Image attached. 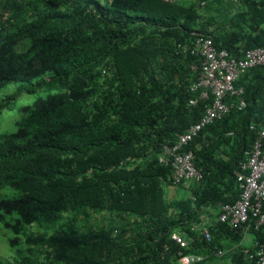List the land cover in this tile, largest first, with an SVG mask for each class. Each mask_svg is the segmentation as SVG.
Here are the masks:
<instances>
[{
  "label": "trees",
  "instance_id": "16d2710c",
  "mask_svg": "<svg viewBox=\"0 0 264 264\" xmlns=\"http://www.w3.org/2000/svg\"><path fill=\"white\" fill-rule=\"evenodd\" d=\"M199 35L235 58L263 47L264 0H0V90L47 92L0 134V234L15 264H176L179 253L254 264L264 225L249 229L247 248L243 227L205 210L240 196L239 163L263 126L264 66L235 82L246 107L189 143L202 181L178 200L162 187L182 184L161 148L211 102L188 106Z\"/></svg>",
  "mask_w": 264,
  "mask_h": 264
},
{
  "label": "built area",
  "instance_id": "2783aa9c",
  "mask_svg": "<svg viewBox=\"0 0 264 264\" xmlns=\"http://www.w3.org/2000/svg\"><path fill=\"white\" fill-rule=\"evenodd\" d=\"M191 54L199 60L198 77L191 86V92H197L198 95L189 100L188 106H195L199 101L211 102L197 123L178 135L172 144L161 148L158 162L171 169V181L174 185L197 184L202 181L203 174L194 166L193 153L188 149L189 143L204 128L221 120L231 109L241 110L246 107L244 90L237 87L235 82L246 71L264 66V46L247 50L241 58H235L227 50L218 49L211 38L201 35L194 39ZM262 116L263 126L249 151L245 153V158L239 163V171L236 173L240 196L234 203L220 206L217 216L218 222L226 223L232 228L243 227L244 233L264 225V111ZM202 233L209 238L207 228H203ZM171 238L180 247L186 246L177 234H172ZM223 254L222 251L216 252L217 257ZM253 259L254 264H264L263 244H257ZM203 260L202 256L179 253L176 264H196Z\"/></svg>",
  "mask_w": 264,
  "mask_h": 264
},
{
  "label": "rangeland",
  "instance_id": "374dc122",
  "mask_svg": "<svg viewBox=\"0 0 264 264\" xmlns=\"http://www.w3.org/2000/svg\"><path fill=\"white\" fill-rule=\"evenodd\" d=\"M27 88L25 84H10L0 90V134L11 133L15 130L14 121L19 118V109L31 105L38 98H43L47 95L44 89H37L32 94H27L24 89ZM165 192V198L167 200H176L185 198L187 192L181 190L176 186H168L163 184ZM9 195L6 191L0 192V196ZM171 198V199H170ZM101 222H108L112 219L107 214H99L93 218ZM35 230V229H34ZM6 232L0 234V258L10 264H15L14 252L11 250L7 243L9 235ZM244 247H250L252 245V236L246 233L242 240Z\"/></svg>",
  "mask_w": 264,
  "mask_h": 264
},
{
  "label": "crops",
  "instance_id": "0c3cea01",
  "mask_svg": "<svg viewBox=\"0 0 264 264\" xmlns=\"http://www.w3.org/2000/svg\"><path fill=\"white\" fill-rule=\"evenodd\" d=\"M190 185H192V184L183 183L181 186H176V187L180 188L181 190H183V191L187 192V194H189V191H188L187 188H188ZM187 196H188V195H187ZM170 199H171V198H170ZM180 199H181V198H180ZM176 200H178V199H176ZM205 211H208V212H209L208 215H209V214H212V215H213L214 213L219 212V209H218V210H215V209L209 207V208H206ZM203 217H204V218H207V214H206V213H203ZM207 221H208V220H207ZM208 223H209V222H205L204 224L207 225ZM203 227H205V226H203Z\"/></svg>",
  "mask_w": 264,
  "mask_h": 264
}]
</instances>
